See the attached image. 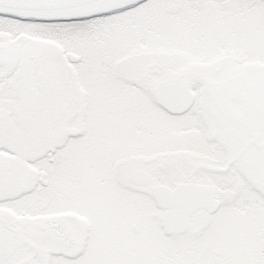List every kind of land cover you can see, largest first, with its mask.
I'll use <instances>...</instances> for the list:
<instances>
[{
    "label": "snow or ice",
    "instance_id": "snow-or-ice-1",
    "mask_svg": "<svg viewBox=\"0 0 264 264\" xmlns=\"http://www.w3.org/2000/svg\"><path fill=\"white\" fill-rule=\"evenodd\" d=\"M0 264H264V0H0Z\"/></svg>",
    "mask_w": 264,
    "mask_h": 264
}]
</instances>
